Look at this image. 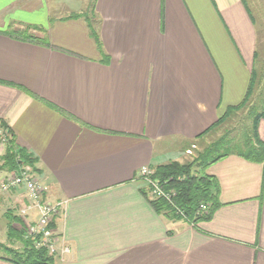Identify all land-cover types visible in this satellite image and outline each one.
Here are the masks:
<instances>
[{"label":"crops","instance_id":"obj_1","mask_svg":"<svg viewBox=\"0 0 264 264\" xmlns=\"http://www.w3.org/2000/svg\"><path fill=\"white\" fill-rule=\"evenodd\" d=\"M90 10L100 44L70 17ZM25 27L38 38L12 33ZM258 46L249 1L0 0V121L36 158L45 199L66 201L54 226L71 251L53 264H264V163L208 167L222 205L196 225L158 212L140 175L184 162L245 99ZM27 204L23 187L0 189V243L23 247L9 212Z\"/></svg>","mask_w":264,"mask_h":264},{"label":"trees","instance_id":"obj_2","mask_svg":"<svg viewBox=\"0 0 264 264\" xmlns=\"http://www.w3.org/2000/svg\"><path fill=\"white\" fill-rule=\"evenodd\" d=\"M243 2L247 6V1L243 0ZM81 16L86 18L91 35L100 44L99 34L95 26L96 17L94 11L90 10L85 13H73L70 15V17ZM30 29V27L16 28L12 30V33L24 39H37L38 37ZM251 99L253 101L255 99V104H252L250 111L252 124L244 128L240 134L231 137L226 132L217 140L208 144L203 150L199 151L192 161L185 163L172 161L155 168L153 177L159 179L165 188L176 191V195L174 196L175 204L183 210L186 219L194 225L201 221L211 220L215 211L222 205L219 200L220 189L218 180L206 172L208 167L231 154H237L248 160L264 163V140L259 135V124L264 119V69H258L257 63L253 69L251 84L245 99L238 105L230 106L223 117L209 127L206 132L220 126L233 113L245 107ZM0 126L6 128V124L1 121ZM35 162L36 158L32 153L26 147L18 145L16 137L10 134L1 167L9 172H17L27 165L34 168ZM151 203L160 213L182 218L165 199H151ZM201 204H207V210L202 211ZM9 213V215H12L10 219L13 222L20 221V217L13 215V211ZM9 229L11 232L10 237L21 239L23 247L18 249L0 243V250L7 253V259L17 264L55 263V256L49 254L45 248H36L31 241L24 239V229L22 226L18 231L12 226Z\"/></svg>","mask_w":264,"mask_h":264},{"label":"built area","instance_id":"obj_3","mask_svg":"<svg viewBox=\"0 0 264 264\" xmlns=\"http://www.w3.org/2000/svg\"><path fill=\"white\" fill-rule=\"evenodd\" d=\"M0 140L3 144L9 141V134L6 128L0 126ZM190 152V151H189ZM154 170L148 166L141 168V178L148 184V193L151 199H165L175 212L183 218L185 214L174 202L176 191L165 188L164 184L157 178H154ZM23 187L26 191L28 204L20 208L22 217V227L24 229V239L31 241L36 248H45L49 254L59 256L60 258L71 251L66 244H60L59 235L55 226H53L54 217L59 213L66 201L58 200L55 202L47 201L44 197L47 187L37 179L35 170L32 166H23L17 172H8L0 180V189L9 191ZM201 210L208 208L207 204H201ZM36 210V219L30 214V209Z\"/></svg>","mask_w":264,"mask_h":264},{"label":"rangeland","instance_id":"obj_4","mask_svg":"<svg viewBox=\"0 0 264 264\" xmlns=\"http://www.w3.org/2000/svg\"><path fill=\"white\" fill-rule=\"evenodd\" d=\"M63 3L68 2H82L84 0H60ZM90 2L92 0H89ZM249 1L251 5V9L253 10V15L256 19L257 28L259 31V46H258V53L256 57V63L257 67L264 69V0H246ZM84 13V12H83ZM252 104H255L254 101L251 99L249 103L246 104L245 107L238 110V112L233 113L227 120H225L220 126H217L215 129L209 131V133L200 139L197 144V148H195L191 155L186 156V159L183 163L192 161L193 158L197 155V153L201 150H203L208 144L211 142L217 140L220 136L228 132L229 136L234 137L238 134H240L244 128H247L248 126H251L252 124V115L250 114ZM2 145V141L0 140ZM2 178V177H1ZM22 208V207H21ZM20 210V208H19ZM18 216L22 220V217L20 215V212L18 211ZM21 225H18L19 228H21ZM3 239V233L0 235V241ZM4 240V239H3ZM3 254L4 251L1 250Z\"/></svg>","mask_w":264,"mask_h":264}]
</instances>
